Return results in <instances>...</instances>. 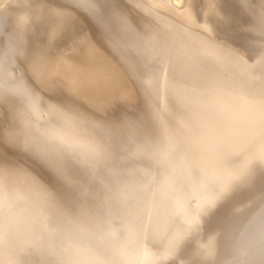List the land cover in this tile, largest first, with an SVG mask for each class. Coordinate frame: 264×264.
<instances>
[{"label":"bare ground","instance_id":"1","mask_svg":"<svg viewBox=\"0 0 264 264\" xmlns=\"http://www.w3.org/2000/svg\"><path fill=\"white\" fill-rule=\"evenodd\" d=\"M251 16L0 0V264H264V51L213 33Z\"/></svg>","mask_w":264,"mask_h":264},{"label":"rangeland","instance_id":"2","mask_svg":"<svg viewBox=\"0 0 264 264\" xmlns=\"http://www.w3.org/2000/svg\"><path fill=\"white\" fill-rule=\"evenodd\" d=\"M199 16L197 18H199ZM247 23L250 25V31L246 32L245 34L241 32L239 34L236 33L234 38L220 33V31L217 29H213V33L215 37L218 38V40H226L229 43L236 44V46L240 49L249 51L250 57L252 59L264 51V34L260 33L262 23L260 24L255 19V16L249 17ZM233 29L238 30L236 24Z\"/></svg>","mask_w":264,"mask_h":264}]
</instances>
